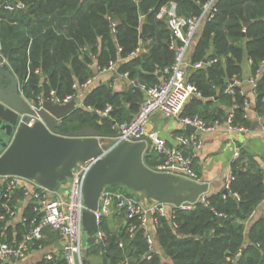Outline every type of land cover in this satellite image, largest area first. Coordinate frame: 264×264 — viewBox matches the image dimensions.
<instances>
[{"label": "trees", "instance_id": "1", "mask_svg": "<svg viewBox=\"0 0 264 264\" xmlns=\"http://www.w3.org/2000/svg\"><path fill=\"white\" fill-rule=\"evenodd\" d=\"M15 1L22 7L6 6ZM207 1L0 0V61L7 60V67L21 81L24 95L37 103L43 95L48 98L51 90L59 96L73 93L76 82L82 84L94 76V64L103 69L120 58L125 60L120 72L156 84L175 59L170 48L173 34L166 20L158 17L160 8L175 2L179 14L195 16ZM217 6L215 17L205 22L196 36L193 54V61L207 56L216 61L190 76L202 98L187 104L183 114L221 120V109L208 113L199 105L203 99L223 97L233 109L231 124L249 127V98L242 86L235 85L232 94L225 90L234 79L243 80L242 61L247 55L251 77L259 73L255 109L264 116V0H219ZM142 100V91L133 86L116 92L99 85L84 97L82 107L61 122L59 130L68 133L94 127L115 135L116 124L130 121ZM108 105L112 109L106 116L97 112ZM164 161L165 157L156 153L145 155L149 167ZM232 173L234 179L227 193L210 194L208 204L200 202L192 211H177L176 227L172 220L160 219L155 235L161 253L149 245L148 228L130 237L125 229L110 233L105 223L107 245L96 243L91 251L102 257L103 264H264V214L247 222L264 201V170L243 151L233 163ZM57 237L55 233L54 239ZM163 255L171 262H164ZM38 264L67 263L54 256L44 257Z\"/></svg>", "mask_w": 264, "mask_h": 264}, {"label": "built area", "instance_id": "2", "mask_svg": "<svg viewBox=\"0 0 264 264\" xmlns=\"http://www.w3.org/2000/svg\"><path fill=\"white\" fill-rule=\"evenodd\" d=\"M218 1L208 0L203 4L201 13L195 16L179 14L175 2H170L160 8L158 17L166 20L168 28L173 34L170 48L175 52L174 62L164 69L161 73L162 80L154 85L130 78L127 72L124 74L125 78L129 80V84L142 91L144 97L139 111L130 121L117 123V133L113 137L101 138L103 153L99 157H104L122 142L144 141L147 147L149 146L146 154L156 153L165 157V161L156 168L200 182L201 177L193 167L194 157L185 154L181 147L193 146L195 149L200 150L203 142L197 132L214 131L217 124L206 122L198 115H184L183 112L193 96L202 97L198 86L190 80V71L193 68H202L206 64L202 61L189 62V52L204 23L215 17L218 11ZM13 4L14 2L6 6L9 9L17 6L22 7L18 2L15 5ZM214 61L216 60L209 61V64ZM0 62L6 66L8 64L4 58ZM115 64V62H111L109 69L113 68ZM258 76L259 73L250 78L254 88ZM91 81V79H88L82 84L75 83V91L64 96H59L55 90H51L47 99L53 103L66 104L76 98H82L84 90ZM240 84L241 80L234 79L225 91L229 94L233 93L234 86ZM22 95L32 108L41 109L43 107V97L39 98L40 101L37 103L33 99L27 98L23 92ZM111 109V105H108L105 110H97V112L106 116ZM153 114H160L164 118L178 120L185 126H194L196 132L178 135L176 139L179 146L170 147L159 132L149 129ZM233 115L232 112L228 116L229 129L233 131L246 130L245 127H235L231 124ZM38 119L41 120L39 117H35L29 125H33ZM104 139L109 140V142L105 143ZM240 156L241 150L236 149L234 158L238 159ZM95 162V158L78 162L73 169L72 177L62 182L59 188L53 191L43 187L33 179L0 175V221L15 217L17 210L12 204V200L17 191L20 190H23L24 194L31 198V209L34 213L33 218H24L23 221L28 224V228L21 238L9 241L0 232V264L23 260L32 248L42 250L45 247L46 231L49 229L60 236L62 258L66 260L67 264H86V249L88 246L84 241L83 215L86 209L84 189L87 176ZM233 179L234 175L231 173L226 179L225 190L230 188ZM119 187L127 189L128 192L119 190ZM119 187H104L99 197L98 207L93 211L97 223L96 243L103 247L107 245V233L104 229L105 218L111 215L113 208L124 213L126 218L124 229L130 237H133L139 229L148 228L150 232L147 235V240L153 249L155 238L151 230L152 227L156 228L161 218L172 220L173 226L176 227L177 223L174 219L177 211H192L200 202L209 203L207 199L209 195L206 192L202 193L195 201H184L177 205L146 197L141 192L133 191L125 186ZM224 197H226V194H224ZM235 197L237 196L235 195ZM255 213L254 210L247 222L253 220ZM120 246H123V241L120 242ZM54 256V254L45 255L47 259H52Z\"/></svg>", "mask_w": 264, "mask_h": 264}, {"label": "water", "instance_id": "3", "mask_svg": "<svg viewBox=\"0 0 264 264\" xmlns=\"http://www.w3.org/2000/svg\"><path fill=\"white\" fill-rule=\"evenodd\" d=\"M203 62L207 65L208 57ZM3 65L6 66L0 62V83L11 81V84L0 88V175L33 179L53 191L72 177L78 162L95 158L84 189L86 209L83 225L88 246L96 243L97 223L93 211L97 209L100 194L106 186L122 185L146 197L177 205L195 201L207 192L208 185L203 178L195 182L149 167L145 163L149 146L144 141L122 142L104 157H99L103 153L101 138L114 135H106L94 127L68 133L59 130L61 122L83 106L82 98L59 104L43 95V107L34 109L22 95L21 81ZM35 117L41 120L29 125ZM186 129L196 132L191 125ZM223 192L228 191L224 189ZM150 254L151 251L147 252L145 257Z\"/></svg>", "mask_w": 264, "mask_h": 264}, {"label": "crops", "instance_id": "4", "mask_svg": "<svg viewBox=\"0 0 264 264\" xmlns=\"http://www.w3.org/2000/svg\"><path fill=\"white\" fill-rule=\"evenodd\" d=\"M195 46L196 40H194L189 52V62L191 63L198 62L193 61ZM141 50H145L144 47H141ZM203 60L201 61L203 62ZM124 61L125 60H122V58L113 61L116 64L111 69H109V66L103 69H99L97 65L94 64V76L89 78L92 81L84 90L82 99L84 100V97L92 89L102 84L106 85L107 87L111 88L113 91L116 92H124L128 88H130L131 85L129 84V80L124 76L126 72L122 73L119 70L121 63ZM209 61L210 60H208V64L204 65L202 68L207 69V67L210 65ZM196 70L198 69H191L190 76ZM242 70L243 80L241 81L240 86H242L243 92L249 98L247 104V111L251 125L249 127H245L246 130L244 131L230 130L227 124L228 120H226V118L229 116L230 113L233 112V109L229 102L226 101L223 97H212L210 100L203 99L204 103L202 105H199V109L207 111L208 113L213 111L214 109H221L222 119L220 120L214 118L211 120L210 117L209 120H206L201 117L206 122L213 124L216 123V130L207 132H197L199 138L203 142V146L200 150L195 149L193 146L181 147L185 154L192 155L194 157V170L199 174L201 179H205V183H207L208 185V190L206 192L208 193V195L219 193L224 190L226 179L232 173L233 163L235 162V160H237L234 158V152L236 149H240L241 152H247L248 155L254 159L257 165L264 170V116L259 115L255 109L256 91L254 89V86L250 82V78L252 75L251 62L248 59L247 55H245L243 58ZM159 78L161 81V74ZM198 98L202 97H196L195 99ZM195 99L192 98L188 102V104ZM149 129L159 132L160 136L167 141L170 147L179 146L176 139L178 135L183 133H192L188 131L186 129V126L181 124V122H179L178 120L167 119L162 117L160 114L152 115ZM107 139H104L105 143L109 142V140ZM119 188V190L128 192V190L125 188ZM12 204L17 210L15 217L0 221V232L3 237L9 241H13L22 237L23 233L28 228V224L23 221L25 217L29 219L34 217V213L31 209L32 200L29 196H26L24 194L23 190L17 191L12 200ZM255 211L256 213L252 221L264 214V201ZM251 222H248V224H250ZM104 223L107 231H110V233H120L125 228L126 218L124 216V213H121L117 211V209L113 208L111 215L105 218ZM155 229V227H152L151 230L155 238L152 250H157L161 253L162 250L155 235ZM54 234L55 233L50 231V229L47 230L46 238L44 240L45 247L42 250L32 248L26 258L18 261H9L8 264H38L42 260V258L45 257L46 254H54L55 256L62 257L61 239L57 237L55 240ZM91 246L93 245L88 246L86 249L87 264H103L104 261L101 256L94 254L88 257L87 254L92 252L90 249ZM163 261L169 263L171 262L169 258L165 255H163Z\"/></svg>", "mask_w": 264, "mask_h": 264}, {"label": "flooded vegetation", "instance_id": "5", "mask_svg": "<svg viewBox=\"0 0 264 264\" xmlns=\"http://www.w3.org/2000/svg\"><path fill=\"white\" fill-rule=\"evenodd\" d=\"M4 66V65H3ZM4 68L6 69V70H8L9 68L7 67V66H4ZM9 80V79H8ZM10 84H11V81H10V83H8V84H5V83H0V88H3V87H7V86H10Z\"/></svg>", "mask_w": 264, "mask_h": 264}, {"label": "rangeland", "instance_id": "6", "mask_svg": "<svg viewBox=\"0 0 264 264\" xmlns=\"http://www.w3.org/2000/svg\"><path fill=\"white\" fill-rule=\"evenodd\" d=\"M84 241H86V234H85V236H84ZM94 253H95V252H94V251H92V252H90V253H89V254H87V255H88V257H89V256H91V255H94Z\"/></svg>", "mask_w": 264, "mask_h": 264}]
</instances>
